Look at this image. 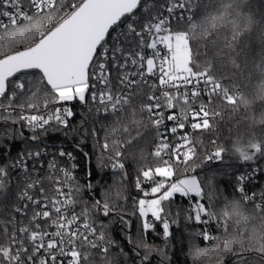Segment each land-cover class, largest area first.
Masks as SVG:
<instances>
[{
    "label": "snow or ice",
    "instance_id": "1",
    "mask_svg": "<svg viewBox=\"0 0 264 264\" xmlns=\"http://www.w3.org/2000/svg\"><path fill=\"white\" fill-rule=\"evenodd\" d=\"M252 9L251 0H0V264L170 260L147 237L158 224L172 236L178 197L209 242L191 246L193 264H264V187L252 183L264 175V8ZM257 25L259 49L246 39ZM249 64L256 80L245 91ZM77 106L94 119L81 120L74 151L50 152V132L76 133ZM17 137L26 147L13 158L3 142ZM89 139L110 184L93 183ZM229 156L251 171L223 188L202 180L208 162Z\"/></svg>",
    "mask_w": 264,
    "mask_h": 264
},
{
    "label": "trees",
    "instance_id": "2",
    "mask_svg": "<svg viewBox=\"0 0 264 264\" xmlns=\"http://www.w3.org/2000/svg\"><path fill=\"white\" fill-rule=\"evenodd\" d=\"M163 3L164 0H147L148 4L153 3ZM207 2V0H205ZM251 4L253 6V11H257L258 9L264 8V2L262 0H251ZM257 19L260 20V14L257 13ZM261 32V26L257 25L253 28V31L250 36L246 37L247 40H250L252 43L253 48L259 49L260 42H259V35ZM246 72H252L253 77L252 80L249 82L248 89H245V91H248L251 89L252 85L255 83L256 76L254 73V69L251 64H249L248 69ZM78 111L77 116L74 117V120L72 121V125H75L77 128V131L75 134H70L69 136H64L62 132H50L48 137H46V143L48 145V148L52 149H58L60 146H63L68 151H74L75 145L79 142L80 139V122L82 119L88 118V119H94V117H89L83 110L76 108ZM259 110V105H257V111ZM83 112L84 116H81L79 113ZM247 123H250L248 121ZM88 125L85 124V127ZM99 126V123H97V127ZM245 128V125H241V129L243 130ZM0 131H2V128H0ZM24 135L27 137L30 135L29 132H27L26 129L23 130ZM255 131L257 134H260L261 129L259 126L255 128ZM221 140L225 136L228 135L227 129L222 128L221 129ZM233 134H236V130L234 129ZM213 138V134L209 133L206 134L203 139L205 146L209 151L212 150V145L209 143V140ZM225 143H228L229 141L224 140ZM4 144H10L11 145V157L15 158L16 154L26 147V144L23 140L19 139L18 137L12 141L5 140L3 142ZM3 145H0V148H2ZM84 147V150L89 152L90 155H93V161H92V170H93V183L102 182L106 184H110L112 182V172L105 168L103 170L97 169L95 166V156L92 153V142L89 139L87 144ZM147 150L151 151V146H147ZM78 152V150H76ZM4 155L3 151H0V157ZM149 161H151V157L148 158ZM78 161L80 162L82 168L84 165L83 158L78 155ZM4 162L3 160H0V163ZM130 163V162H129ZM247 170L250 171L251 169L248 168V166L236 160L235 158H232L229 156L224 161H210L205 166L203 171L200 172V176L202 180L206 181L208 177H215L216 183L218 187L223 188L225 185H227L231 180V174L236 170ZM133 171V168H129V172L131 173ZM79 175L83 178L84 172L80 171ZM83 182V179H82ZM262 183H264V180H262ZM263 186V185H262ZM261 186V187H262ZM128 191L130 195H135V192L133 190V185L131 181L128 184ZM190 201H188L186 198H180L178 197L176 200V204L173 206L174 208L181 209L179 221L178 224H173L170 228V231L172 232V236L168 238L167 241L164 240L162 235V229L160 228L159 224L157 225L158 233H150L147 237V240L149 243H154L155 245L159 246L160 248L164 249V251L167 254V257H170L169 259H165L161 256L159 252H153L150 257V264H193V260L191 255L189 254L191 251V246L193 244H197L200 247H207L209 246V242L204 241L202 238H199L196 236V233L199 232L201 225H197L193 222H190L185 219L186 216V209L190 206ZM128 210H131V199L128 202L127 205ZM131 218V217H129ZM174 217H169L171 220ZM133 219V232H135V225L136 220ZM105 223H108V220L104 219ZM122 225L117 221L112 225L111 231L113 236L118 240H123V233L120 231ZM131 248L130 245L125 244V251H128ZM113 251H116L113 249ZM141 252L143 253V250L141 249ZM232 259L231 256L226 257L225 264H229V261ZM122 264H134V261L136 264H138L139 258L135 257L131 253L129 254V257L127 260H124V258H121Z\"/></svg>",
    "mask_w": 264,
    "mask_h": 264
},
{
    "label": "built area",
    "instance_id": "3",
    "mask_svg": "<svg viewBox=\"0 0 264 264\" xmlns=\"http://www.w3.org/2000/svg\"><path fill=\"white\" fill-rule=\"evenodd\" d=\"M166 14V13H165ZM79 109H81V110H83L88 116H89V114L87 113V111H86V109H84L83 107H81V106H77ZM74 120V118L72 119V121ZM72 121H71V123H72ZM27 130V129H26ZM27 132H28V130H27ZM49 149V151L51 152V151H56V150H58V149H52V148H48ZM29 163H31V162H29ZM18 171H19V169H17L16 171H14L13 173H12V176H13V180H15L16 179V177H17V173H18ZM251 171V170H250ZM262 180H264V175H261V174H259V173H257L255 176H254V178H253V185H255L256 187L254 188V190H256V191H259L260 190V187L262 186V187H264V183H262ZM202 230V227L200 228V230L199 231H201Z\"/></svg>",
    "mask_w": 264,
    "mask_h": 264
}]
</instances>
